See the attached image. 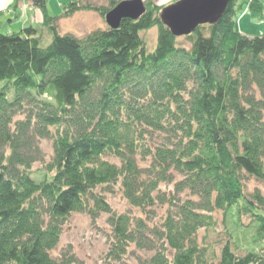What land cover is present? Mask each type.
<instances>
[{
	"label": "trees",
	"instance_id": "trees-1",
	"mask_svg": "<svg viewBox=\"0 0 264 264\" xmlns=\"http://www.w3.org/2000/svg\"><path fill=\"white\" fill-rule=\"evenodd\" d=\"M122 1L81 0L62 17L91 11L105 22ZM142 1L137 20L80 39L60 32L46 0H31L48 45L31 27L0 32V264H74L69 251L54 254L74 214L106 217L110 260L264 264V193L245 191L250 178L264 186V36L235 30L243 8L263 21L260 1L227 0L185 35L189 49L163 7ZM152 28L148 52L140 34ZM42 140L52 158L37 180ZM116 191L143 217L114 211L106 197ZM230 210L254 218L263 242L241 257L225 245L214 260L200 232Z\"/></svg>",
	"mask_w": 264,
	"mask_h": 264
},
{
	"label": "rangeland",
	"instance_id": "rangeland-1",
	"mask_svg": "<svg viewBox=\"0 0 264 264\" xmlns=\"http://www.w3.org/2000/svg\"><path fill=\"white\" fill-rule=\"evenodd\" d=\"M96 1V5L99 6L107 7L110 4V0ZM173 4L161 7H163L164 10ZM262 7L264 13V0ZM243 12L244 15L240 17L239 21L235 22V30L243 36L250 38L264 36V17L263 21L252 19L246 8H243L238 14L240 15ZM71 17L72 16L67 17L66 19ZM73 29L76 31L78 30L77 27ZM140 35L145 42L146 50L148 52L153 51L156 47L157 29L152 28L148 31L141 32ZM47 36L48 38L44 36L41 37V45L43 47L47 46L49 43L48 41L51 40V37H49L50 35L48 34ZM177 43L186 49L190 48V42L185 39V36H179ZM39 146L44 161L43 163L36 164L32 169L33 176L37 180L41 179L45 172V165L51 161L52 158L51 141L42 140L40 141ZM255 190L264 193L263 184L253 178L248 179L245 183L246 193H252ZM106 198L114 211L118 213L131 211L136 216L143 217L140 212L129 207L119 191L108 195ZM156 211L159 215L163 213V210L160 209H156ZM214 218L215 226L205 232H200L201 242L209 249L210 257L215 260L219 256L220 249L225 245H229L231 251L240 257L250 251L258 252L259 246H261L263 241L257 239L258 235L256 233L258 228L257 222L254 218L251 220L249 216L239 217L234 210L226 212L216 211ZM63 229L60 244L54 251V254H57L60 251H69L74 256V264H137L140 259H144L143 257H145V254L143 253L134 252V255L130 254L126 258L122 257L120 261L110 260L109 249L111 232L106 224L105 216H101L93 222L85 214H74L69 218Z\"/></svg>",
	"mask_w": 264,
	"mask_h": 264
},
{
	"label": "crops",
	"instance_id": "crops-1",
	"mask_svg": "<svg viewBox=\"0 0 264 264\" xmlns=\"http://www.w3.org/2000/svg\"><path fill=\"white\" fill-rule=\"evenodd\" d=\"M79 1L81 0H46V13L50 17L59 18L58 27L62 34L69 33L77 38H82L92 31L104 29L105 22L97 13L91 11L76 12L68 19L62 17L66 5ZM87 1L95 5L97 3L96 0ZM150 1L161 7L168 6L179 0ZM259 1L262 6L263 0ZM242 15H244V12L240 15L238 14V16L236 15L235 22L239 21ZM43 19L42 10L35 7L31 0H0V32L3 34L19 33L24 28L31 27L37 31L38 37L44 36L48 38V33L43 27ZM75 27H77L78 32L73 29Z\"/></svg>",
	"mask_w": 264,
	"mask_h": 264
},
{
	"label": "water",
	"instance_id": "water-1",
	"mask_svg": "<svg viewBox=\"0 0 264 264\" xmlns=\"http://www.w3.org/2000/svg\"><path fill=\"white\" fill-rule=\"evenodd\" d=\"M227 0H180L162 11V19L176 37L185 36L197 25L219 15ZM145 12L142 0H125L105 16L108 27L116 29L122 19L137 20Z\"/></svg>",
	"mask_w": 264,
	"mask_h": 264
}]
</instances>
